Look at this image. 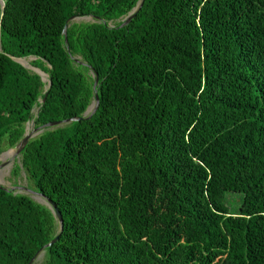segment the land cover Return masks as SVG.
I'll use <instances>...</instances> for the list:
<instances>
[{"label": "trees", "instance_id": "trees-1", "mask_svg": "<svg viewBox=\"0 0 264 264\" xmlns=\"http://www.w3.org/2000/svg\"><path fill=\"white\" fill-rule=\"evenodd\" d=\"M140 1L0 0V156L100 100L20 154L64 228L0 187V264H264V0Z\"/></svg>", "mask_w": 264, "mask_h": 264}, {"label": "rangeland", "instance_id": "rangeland-1", "mask_svg": "<svg viewBox=\"0 0 264 264\" xmlns=\"http://www.w3.org/2000/svg\"><path fill=\"white\" fill-rule=\"evenodd\" d=\"M125 19V18H124ZM123 19V21H124ZM97 20L90 16V17H83V18H75L72 23H95ZM110 25L114 26L113 23ZM0 50H1V42H0ZM16 61L20 62L26 69L30 72L35 74H41L43 79L44 75L47 77V83L49 82V76L42 72L40 69L33 66L34 61L36 58L28 57L22 59H16ZM37 113V109L33 111V115L35 116ZM35 129L34 119L31 120L29 123L26 124V133H31ZM42 133L34 132V137L36 138ZM26 135V134H25ZM16 148H6L4 153L0 158V185L12 190L16 194H22L30 197L34 202L40 204L42 206H46L49 208L47 201L38 196V192L35 190V186L33 182L28 178L27 173L25 170L21 169L18 174H15V169L17 166H22V156L16 154ZM9 162V163H8ZM12 163V164H11ZM227 202L230 204L231 211L237 212L240 208L242 203V196L238 194H228L227 195ZM40 260L36 264H44L45 262V254L42 256Z\"/></svg>", "mask_w": 264, "mask_h": 264}, {"label": "water", "instance_id": "water-1", "mask_svg": "<svg viewBox=\"0 0 264 264\" xmlns=\"http://www.w3.org/2000/svg\"><path fill=\"white\" fill-rule=\"evenodd\" d=\"M144 2H145V0H141L140 1L138 6L125 19V21L123 22L121 27L127 26L134 19V17L137 15V13L141 10ZM73 20L74 19H71V21H73ZM63 34H64V37H65L66 44H68V36H67L68 35V25H66ZM16 62H18V61H16ZM78 62H80V60H78ZM18 63L21 64L20 62H18ZM38 75L41 77L42 82L45 83L42 75L39 74V73H38ZM93 75L95 76V84H94L95 100L91 104V106L87 109L85 115L83 117L73 118V119L66 120V121L53 122V123L47 124V125H45V126H43L41 128H35L34 131L31 132V133H26V135L23 138V140L16 147V151H17L16 154L17 155H20L22 153V151L28 145L29 141L34 137V132L37 131L39 133H43L45 130H51L53 128L63 127L65 125L69 124V123L79 122L81 120H84L85 118L90 119L97 112V110L99 108V105H100L99 95H98V92H97V86L99 84V76L97 74H94V73H93ZM49 85L51 86V81H49ZM45 100L46 99L43 100V103L45 102ZM1 156H0V158H1ZM0 187L5 189L6 191H9V192L12 191V190H9V189L1 186V185H0ZM38 196H41L42 198H44L47 201V203L49 205V209H51V211H53V213L55 215V218H56V221L59 224V230H60L59 232L61 233L63 231V228H64V220H63V217H62L60 211L57 209V206L51 200L46 198L43 194L38 193ZM59 239H60V235H57L49 244H47L45 247H43L35 255V257L29 262V264H36L38 262V260H40L42 258V256H44V254L46 253V249L51 248L54 244H56L59 241Z\"/></svg>", "mask_w": 264, "mask_h": 264}, {"label": "bare ground", "instance_id": "bare-ground-1", "mask_svg": "<svg viewBox=\"0 0 264 264\" xmlns=\"http://www.w3.org/2000/svg\"><path fill=\"white\" fill-rule=\"evenodd\" d=\"M44 81L47 83V77L44 75ZM9 163V162H8ZM12 164V163H11ZM43 258V257H42Z\"/></svg>", "mask_w": 264, "mask_h": 264}]
</instances>
